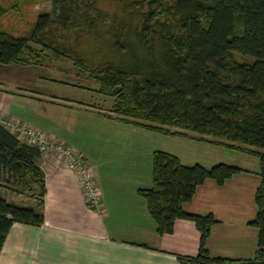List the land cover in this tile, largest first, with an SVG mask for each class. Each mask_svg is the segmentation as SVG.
Here are the masks:
<instances>
[{"label": "trees", "instance_id": "1", "mask_svg": "<svg viewBox=\"0 0 264 264\" xmlns=\"http://www.w3.org/2000/svg\"><path fill=\"white\" fill-rule=\"evenodd\" d=\"M144 1L149 9L142 14L144 24L137 35L143 53L132 43L123 48L133 66L108 62L91 68L62 46L64 34L97 30L104 23L97 0H50L51 10L38 16L26 37L0 30V63L46 62L48 52L68 58L99 85L101 95L114 100L113 113L127 122L165 135H195L258 157V212L250 222L258 229V241L251 260L211 257L207 240L217 220L211 214L183 210L206 180L222 185L241 168L186 166L178 157L156 151L153 185L140 195L159 236L172 234L178 220L192 221L199 231L198 254L178 257L179 264H264V0ZM5 15L0 7V20ZM116 45L120 51L118 40ZM236 53L254 63L238 62ZM40 156L39 149L22 143L0 124V170L39 200V205L21 207L0 198V252L15 222L44 223Z\"/></svg>", "mask_w": 264, "mask_h": 264}, {"label": "crops", "instance_id": "2", "mask_svg": "<svg viewBox=\"0 0 264 264\" xmlns=\"http://www.w3.org/2000/svg\"><path fill=\"white\" fill-rule=\"evenodd\" d=\"M93 82L74 63H0V114L81 154L94 170L105 205L103 215L88 208L75 172L47 151L37 161L45 175L44 223L15 222L0 264H179L180 256H196L200 233L195 224L178 220L172 234L159 236L140 195L153 185L156 151L186 166L227 164L243 170L222 185L206 180L183 210L217 220L207 240L211 257L253 259L258 229L250 222L258 212L260 159L195 135H165L127 122L113 113L112 101L102 98ZM57 84L73 89L58 96ZM76 89L92 91L96 98Z\"/></svg>", "mask_w": 264, "mask_h": 264}, {"label": "rangeland", "instance_id": "3", "mask_svg": "<svg viewBox=\"0 0 264 264\" xmlns=\"http://www.w3.org/2000/svg\"><path fill=\"white\" fill-rule=\"evenodd\" d=\"M97 6L106 17L104 23L97 30L64 34L62 46L91 68L104 66L108 62L115 63L119 67L133 66L132 59H128L129 55H124L123 48L132 43L137 45L140 53H143L137 35L142 32L144 24L142 14L148 12L149 6L144 0H97ZM0 7L6 11V15L0 20V30L16 37H26L32 31L38 16L51 10V2L50 0H0ZM117 40L122 46L120 51L116 45ZM31 45L40 50V47ZM144 49L146 53V48ZM27 57L28 55L25 54L23 58ZM47 57L46 62H64L71 66L74 62L65 57L54 56L49 52ZM234 57L238 62L254 63L252 58L238 53L234 54ZM41 71L45 75L48 72L46 67ZM80 73L89 77L84 72L80 71ZM93 84L99 87L95 81ZM54 87L58 88V96H63L73 89L63 84H57ZM76 90L81 92L80 89ZM81 93L96 98L92 91L86 90ZM102 98L108 100L107 102L112 101L113 108L114 100L112 98L105 96ZM0 198L21 207L39 205L38 198L28 195L22 185L2 170H0Z\"/></svg>", "mask_w": 264, "mask_h": 264}, {"label": "built area", "instance_id": "4", "mask_svg": "<svg viewBox=\"0 0 264 264\" xmlns=\"http://www.w3.org/2000/svg\"><path fill=\"white\" fill-rule=\"evenodd\" d=\"M0 124L22 143L39 149L41 155L49 151L63 166L72 169L77 175L86 206L98 215L105 213L102 193L95 179L93 168L75 149L65 146L53 136L31 128L0 114Z\"/></svg>", "mask_w": 264, "mask_h": 264}]
</instances>
